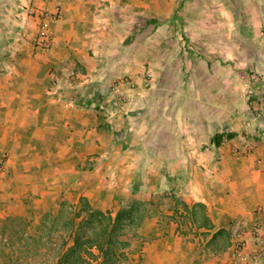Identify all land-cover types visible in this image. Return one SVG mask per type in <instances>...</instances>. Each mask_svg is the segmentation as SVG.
I'll return each instance as SVG.
<instances>
[{"label":"crops","instance_id":"1","mask_svg":"<svg viewBox=\"0 0 264 264\" xmlns=\"http://www.w3.org/2000/svg\"><path fill=\"white\" fill-rule=\"evenodd\" d=\"M74 1L73 6L65 7L62 20L53 22L52 36L54 49L70 45V69L64 68L67 70L64 72L54 67L53 70L56 62L63 64L69 59L63 52L58 57L44 52H16L13 50L15 42L11 40H7V51L0 52V153L9 155L3 176L12 171L14 164H20L15 157L49 153L47 142L62 139L61 133L66 135L64 143L72 140L71 148L74 140L93 141L91 132L95 125L98 126L90 119L95 115L94 99L82 102L66 93L72 95L84 86L88 88L98 76L133 77L139 81V86L131 83L135 87L131 90L139 92V100L124 102L122 108L111 107L122 111L129 122L137 119L139 140H144V135L150 132L157 139L167 138L165 149H152L149 155L169 157L167 169L160 168V171L179 169L192 174L184 179L187 182L183 200L188 204L205 205L213 226L207 230L209 236L204 241L203 253L190 258L192 250L184 254L176 249L178 241L184 238L179 237L177 225L170 223L156 232L161 235L156 242L153 240L144 247L146 263L187 264V260L188 264H195L198 260V264H239L228 250L230 221L245 218L252 223L256 218L264 219V212L257 211L258 207H264V141L256 143L253 138L247 142L253 148L247 150L241 145L238 152L232 150L239 133L246 132L249 136L254 127L264 126V113L261 122L249 108L253 101L243 94L247 89L241 84L240 74L246 72L241 70L244 63L250 65V69L259 68L264 52L253 50L251 54L245 43L247 39L242 38V41L239 37H230L229 32L218 30L229 29V24L239 29L240 20L208 23L184 18V14L179 13V19L161 22L160 5L152 0L153 14L139 29L137 15L135 20H128L126 15L124 18L111 17L108 10L103 11L108 15L102 16L97 14L98 7L92 9L89 5L86 10L85 5L89 3ZM261 2L252 0L240 7L243 12L252 14L253 27L264 26ZM111 4V1L99 3L105 5V9H111ZM223 7L226 8L223 16L235 17L231 4H223ZM134 9L138 14L139 6ZM107 21L103 42L111 43L116 36H124L121 49L99 57L98 53H86L83 41L101 42L97 38L98 29ZM85 26L96 30L91 38L84 37ZM68 34L72 38L68 39ZM258 41L255 40L256 44ZM57 77L61 80L56 84ZM64 79L69 80L68 89L63 88ZM127 83L121 80L118 90ZM54 92L59 94L54 95ZM225 136L227 139L223 142ZM54 145L55 148L62 146L60 141ZM140 145L139 152L144 155L146 147ZM49 154L63 153L58 150ZM177 157L181 159L178 166ZM142 166V162L141 166L139 163V167ZM149 185L139 180V189L153 186ZM166 185L171 189L179 187L174 178H168ZM140 203H146V199L139 197V206ZM225 236L227 238L223 239ZM212 239L216 241L215 247L206 248L205 244ZM254 248L253 241L249 240L246 250Z\"/></svg>","mask_w":264,"mask_h":264},{"label":"rangeland","instance_id":"2","mask_svg":"<svg viewBox=\"0 0 264 264\" xmlns=\"http://www.w3.org/2000/svg\"><path fill=\"white\" fill-rule=\"evenodd\" d=\"M110 1L111 9L109 7L105 9V5H99V3L107 4ZM154 1L156 3V0ZM154 1L84 0L87 4L89 3L85 5L86 10L89 5L92 9L99 8L98 15H108L103 12L108 10L111 11H108L109 16L124 18L126 15L128 20H135V15H137L139 29L144 27L146 21L153 14L151 8ZM157 1L156 5H160L159 18L161 22L172 18L179 19L183 14L184 18L201 19L208 23L214 20H219V22H223L225 19L226 22L234 19L235 21L240 20L241 27L239 29L235 28V24H229V29L223 27L218 30H223L224 33L229 32L230 37H239L242 41V38L247 39L248 42L245 43L248 44L251 54L253 50L264 52V26L253 27L255 21L252 19V14L243 12L240 8L252 0ZM55 3L47 0H0V52L7 51V40L15 42L13 50L16 52L52 53L55 57L63 52L69 59L63 64L56 62L53 70L54 67H56L55 70L61 69L64 72L67 71L64 68L70 69L72 49L69 48V44L59 48L55 46V49L52 44L50 49H45L37 41L43 20L47 21L48 29L53 36L55 30L53 22L62 20L65 15V7L73 6L75 1L60 0L61 17L57 20L45 18L43 11L53 9ZM223 4H231L235 10L234 18L229 19V17L223 16L222 11L226 9ZM261 4L264 5V0ZM136 6H139L138 14L134 13ZM179 13L181 14L179 15ZM106 24H109V21L104 23L101 29H98L100 31L97 38L99 37L101 42L83 41L82 47L86 53H98L99 57L100 54L116 53L121 49L124 36H116L117 38L113 39L111 43L103 42V35H105L103 32H107ZM209 29H211L210 25ZM215 29L213 27V30ZM83 31L84 37L87 39V37L91 38L96 30L85 26ZM67 38H72L71 34H68ZM258 39L256 44L255 40ZM69 41L71 42L72 39ZM245 54L247 57L248 53ZM243 65L241 70L246 72L240 74V80L244 89H247V92L243 90V94L246 97L248 95L249 99L253 101L249 108L256 119H260L262 122L264 60L260 63L259 68L250 69V65L245 63ZM68 77H71V74ZM95 79L97 80L90 82L88 88L84 86L72 95L71 92L66 93L82 102L94 99L93 112L95 115L90 119L98 126L95 125V129L91 132L92 142H82V140L75 142L74 140V146L71 148L72 140L64 143L66 135L61 133L62 139H53L47 142L46 151L53 153L59 150L63 154L51 155L47 153L31 155L26 158L15 157L16 163L20 164H14L12 171L6 173L5 176L3 175L9 155L4 152L7 158L0 176V264H64L61 261L62 255L66 251L65 245L62 244L65 233L62 230L59 232L62 221H60V217L56 219L55 217L61 209L66 212H74L82 198L86 199L95 210L111 212L113 216L122 210L136 212H134V218L127 219L124 227L118 231L116 239L125 245L117 248L116 254L108 257L106 252L110 247L107 243L102 246L103 250L97 246L84 245L80 248L82 257L74 264H147L144 247H148L153 240L156 242L161 236L156 232L165 229L172 222L177 225L180 231L179 237L184 238L181 239V242L178 241L176 249H180L184 254L192 250L190 258L203 253L204 241L209 236L207 230L213 226L205 205L202 203L188 204L183 200V190L186 189L184 184L187 182L184 179H187L188 175L191 177L192 174L179 169L169 172L167 170L160 171V168L167 169L169 157L149 154L152 149L160 147L165 149L168 143L167 138L157 139L156 134L154 137L150 132V134L144 135V140H139L137 119L129 122L123 117L122 111L114 109L115 107L122 108L124 102L134 101L136 103L139 100V92L131 90L139 86V81H135L133 77H118L116 75L113 79L108 78L107 75L98 76ZM60 80V77L59 80L57 77L56 84L60 83ZM121 80L128 83L127 86L118 90L120 87L118 83ZM63 82V88L68 89L69 80L64 79ZM131 83L135 87H132ZM56 94L59 93L54 92V95ZM158 126L162 129L164 127L161 123ZM58 135L60 134L58 133ZM253 138L256 143L264 141V126L254 127L249 136L246 132L239 133L237 143L232 147L234 153L240 150L239 146L241 145L247 150L253 148L247 143ZM226 139L225 136L223 142H226ZM58 141L62 146L55 148L54 144ZM140 144L146 147L144 155L139 152ZM72 152L77 153L72 156L69 154ZM180 160L177 157L176 166L181 163ZM141 162L144 170L139 167ZM182 163L184 164L183 161ZM151 166L159 170L154 171ZM168 178H174L179 187L168 188L166 185ZM139 180L150 183L149 186L153 184V186L145 190L139 189ZM139 197L146 199V203H140L139 206ZM238 219L240 218L230 221V227ZM89 231L91 230L86 225L80 227V232L83 234L90 235ZM31 236H34V239L28 238ZM66 237H68L67 234ZM70 240L68 239L67 242ZM189 242L191 245L188 244ZM215 244L216 241L212 239L211 243L205 244V247L213 249ZM185 262L188 264L187 260ZM195 264H198V260Z\"/></svg>","mask_w":264,"mask_h":264},{"label":"trees","instance_id":"3","mask_svg":"<svg viewBox=\"0 0 264 264\" xmlns=\"http://www.w3.org/2000/svg\"><path fill=\"white\" fill-rule=\"evenodd\" d=\"M74 210V212H66L61 209L55 217V219L60 217L59 219L62 221L59 232L62 230L65 233L62 244L65 245L66 251L62 255L61 261L64 264L77 262L82 257L80 248L84 245L97 246L100 250H103L104 247L102 246L107 243L110 247L106 252L108 257L116 254L117 248L125 245L116 239L118 231L124 227L127 219L132 220L134 218V212H136L122 210L113 216L111 212L95 210L84 198L81 199V203ZM64 213H66V216H64ZM84 225L90 228V235L80 232V227ZM66 234L68 237H66ZM84 237L86 238L84 239ZM28 238L34 239V236ZM68 239H71L70 242H67Z\"/></svg>","mask_w":264,"mask_h":264},{"label":"built area","instance_id":"4","mask_svg":"<svg viewBox=\"0 0 264 264\" xmlns=\"http://www.w3.org/2000/svg\"><path fill=\"white\" fill-rule=\"evenodd\" d=\"M47 1L56 3L53 9H45L43 15L50 20H57L62 14L60 0ZM37 41L45 49H50L53 44L52 33L45 20L41 23ZM6 158V153H0V176ZM257 211L263 213L264 207H258ZM249 240L253 241L255 245L252 251L246 250ZM228 250L232 252L239 264H264V219L256 218L252 223H249L245 218L236 220L230 230Z\"/></svg>","mask_w":264,"mask_h":264}]
</instances>
